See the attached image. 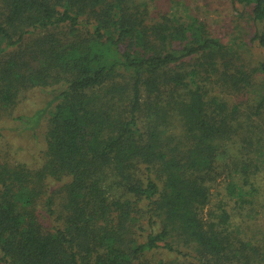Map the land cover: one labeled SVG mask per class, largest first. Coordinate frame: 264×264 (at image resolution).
I'll use <instances>...</instances> for the list:
<instances>
[{
    "label": "trees",
    "instance_id": "16d2710c",
    "mask_svg": "<svg viewBox=\"0 0 264 264\" xmlns=\"http://www.w3.org/2000/svg\"><path fill=\"white\" fill-rule=\"evenodd\" d=\"M229 1L250 35L145 0H0V122L58 90L41 165L0 160V264H264V234L203 215L227 160L244 201L264 162V0Z\"/></svg>",
    "mask_w": 264,
    "mask_h": 264
},
{
    "label": "rangeland",
    "instance_id": "374dc122",
    "mask_svg": "<svg viewBox=\"0 0 264 264\" xmlns=\"http://www.w3.org/2000/svg\"><path fill=\"white\" fill-rule=\"evenodd\" d=\"M149 6L152 17L160 14L173 12L185 19L188 15L207 24L211 34L217 38L226 40L236 35L240 29L251 34L250 25L244 19H238L232 10L229 0H145ZM62 35L65 30H53ZM242 33H244L242 31ZM248 35V37H249ZM247 38V37H246ZM260 52L254 49L245 51L246 61L255 62ZM56 87L46 89H32L19 98V102L11 114L4 117L0 122V160L24 163L31 168H37L42 162L44 143L42 135L45 131V120L35 117L39 112H44L49 103L57 95ZM212 94H216L231 103L233 97L221 93L219 88L214 87ZM41 115V114H40ZM39 115V116H40ZM24 117L20 120L18 117ZM264 161V160H261ZM220 176L210 186L209 202L204 207L203 215L209 216V212L216 215L222 207L230 214V223L242 231L241 234L252 241L259 239L264 234V162L259 168L249 171L250 184L244 185L245 193L242 200L237 195H232V182L240 184L236 173L232 171L233 163L227 160ZM55 186L52 184L51 187ZM235 194H237L235 192ZM171 259V258H169Z\"/></svg>",
    "mask_w": 264,
    "mask_h": 264
}]
</instances>
